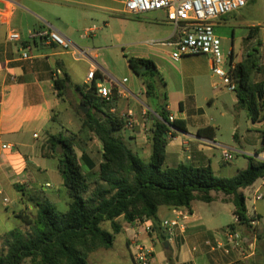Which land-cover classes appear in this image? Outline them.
Masks as SVG:
<instances>
[{
  "label": "crops",
  "instance_id": "0c3cea01",
  "mask_svg": "<svg viewBox=\"0 0 264 264\" xmlns=\"http://www.w3.org/2000/svg\"><path fill=\"white\" fill-rule=\"evenodd\" d=\"M13 1L15 2L13 9L9 12L3 11L0 17V192L2 195H4L3 189L12 187L22 192L35 191L34 186L39 183V176L50 174L58 184L54 187L50 182L39 184L40 195L44 198L42 202L47 201L57 207L56 200L61 198L64 200L62 191L64 185L59 173L58 160L44 158L42 147L47 136L54 134L51 130L55 125V118L59 116L63 106L68 105L64 97L59 98L55 84L56 78L63 79L66 76L69 77L70 83L65 93H70L79 106L82 95L77 86L89 88L96 84L97 88L105 87L112 91V99L102 110L123 119L131 115L135 127L133 130L123 129L129 135L128 141L122 140L145 161L151 158L150 138L154 120H160L159 112L165 104L170 117L186 122V133L172 129L176 134L169 133L165 168H176L181 164L196 168L211 166L214 172L226 173L225 169H221L219 164L212 160L214 151L221 149L222 153L229 150L248 157L245 162L233 165L235 171L233 175L248 167L249 158L258 161L264 159V149H262L264 123L261 131L254 126L257 131L247 129L241 137L238 134L240 124L236 123L233 137L239 146L237 144L224 146L216 141L217 126L210 124L201 114L204 112L198 104L199 95L207 103L213 104L214 101L208 94L210 88L206 80L212 71L209 57L202 56L206 59L202 64L184 68L182 59L169 64L166 59L154 52L145 56H133L152 60L166 85L161 82L159 76L145 79L138 77L129 67L128 62L125 73L120 77L110 69L102 53L104 47H95L94 41H92L93 47L89 46L87 42L89 37L83 36L87 30L95 29L96 32L92 36L95 37L99 30L95 23L101 21L104 27H108L107 18L110 14L117 11L123 13V8H116L115 0ZM120 4L122 6V1ZM137 17L152 18L160 23V26L168 28L164 40L156 41L172 39L175 35V27L166 21L164 13H149ZM226 18L217 20L215 28L224 23ZM10 30L21 35L20 42L7 41V33ZM45 31L58 32L69 42L71 49L66 50L54 43L48 44L36 36ZM96 39L99 42L100 38L96 37ZM24 53L30 58L24 59L22 57ZM170 53L171 51L169 57ZM231 53L236 54L234 50ZM76 54L82 56L76 57ZM72 62L85 64L86 74L83 80L76 77V69ZM170 65L180 71L178 76L174 77L167 73ZM91 71H95V76L89 83L87 75ZM124 79H127L125 83H123ZM145 81L155 86L154 95L147 91ZM234 98L233 108H239L236 94ZM253 124L257 125L259 122ZM209 127L214 129V133L206 131L203 136L198 135L200 130ZM79 141H81V152L76 151L78 157L82 159L90 180H95L99 175L103 148L93 135L82 137ZM92 141L96 143V151H93L90 145ZM245 145L250 148H245ZM257 152H260L258 156ZM84 154L86 158H82ZM46 185L50 187L46 188ZM254 189H258L263 197L260 200L252 197L246 202L247 204L245 203L246 208H255L260 221L255 238L256 254L250 264H264V178L258 179L252 186L243 190V193L251 194ZM212 195L216 198L215 201L212 203L195 201L190 212L185 209L161 207L158 212V223L154 225L152 220L149 221L152 224L151 234L145 233L143 225L133 227L119 218L123 231L118 235L124 236L132 262L130 244L133 239H137L154 251L152 264H227L228 259L220 252L211 251L205 245V241L214 242L223 239L224 229L235 223V207L232 203L223 201V194L212 192ZM34 197L35 194L29 197V204L25 206L26 212L22 211L16 214V217L30 220L29 214H34L37 205L41 203V200L36 201ZM21 200L24 203V199ZM186 212H189L190 216L183 226L176 228L172 237H167L165 241L160 240L153 227H162L163 221L174 219ZM224 218L228 220L223 222ZM243 231L252 241L253 233L246 229ZM165 242L168 243L167 247L164 246ZM108 250L101 249L90 256H93L95 263L102 262L108 257Z\"/></svg>",
  "mask_w": 264,
  "mask_h": 264
},
{
  "label": "trees",
  "instance_id": "16d2710c",
  "mask_svg": "<svg viewBox=\"0 0 264 264\" xmlns=\"http://www.w3.org/2000/svg\"><path fill=\"white\" fill-rule=\"evenodd\" d=\"M255 32L259 29H253L247 39H253ZM262 47L264 43L258 41L247 58L235 64L231 74L236 83L238 107L246 111L252 123L264 121V81L253 82L254 74L264 69ZM125 58L138 77L159 76L166 85L152 60L127 55ZM230 60L233 62V53ZM145 68L147 71L142 73ZM69 83L68 76L56 80L59 98L65 96ZM145 84L147 91L154 95L155 86L146 81ZM77 88L82 95L81 105L89 109L83 116L79 133L83 137L93 135L103 148L98 178L90 180L78 157L77 135L50 134L42 147V156L58 160L59 173L70 199L68 209L59 212L50 202L39 203L34 223L23 218V222L31 227L30 232L15 228L0 239V264H25L26 261L30 264H89L91 254L113 247L116 236L123 231L119 218L129 225L144 219L152 220L156 225L161 207L190 212L195 201H215L212 192L223 194V201L234 205L240 227L248 225L243 190L264 178V162L249 158L248 167L232 177L217 176L211 166L196 168L181 164L176 168H165L169 133L176 134L171 127L186 131L184 120L170 121L166 104L159 112L160 120H154L151 158L145 161L115 135L126 128V121L102 110L108 102L97 95L96 84ZM206 131L214 133L209 127L200 130L198 135L203 136ZM82 158H86L85 154ZM105 222H110L112 232L102 228ZM153 230L160 240H166L162 227L155 226Z\"/></svg>",
  "mask_w": 264,
  "mask_h": 264
},
{
  "label": "rangeland",
  "instance_id": "374dc122",
  "mask_svg": "<svg viewBox=\"0 0 264 264\" xmlns=\"http://www.w3.org/2000/svg\"><path fill=\"white\" fill-rule=\"evenodd\" d=\"M116 8L122 9L120 2L122 0H115ZM226 21L220 26L215 28L216 34L220 37L222 42V48L224 54L228 57L229 54L234 50L236 54L233 55V63H240L247 58L248 53L257 46L258 41L264 43V0H250L248 5L238 12H234L226 16ZM108 27L99 21L95 23L99 28L95 37H89L88 45L93 47L92 41L95 42V47H104L103 54L106 61L109 64L110 69L116 72L120 77L125 73L128 65L125 55L129 57L133 56H145L150 52H154L162 58L166 59L169 64L174 62V60L169 57L170 48L154 47L150 45V41L164 40L166 35V26H160L156 20L149 17H136L128 16L122 12H114L107 18ZM259 29V32L253 34V39H247L250 32L253 29ZM96 37H99V42ZM262 55V65L264 66V47L261 48ZM206 60L202 56H192L185 57L182 59L184 63V68L192 67L197 64H202ZM181 61V60H180ZM171 62V63H170ZM74 68L76 69V77L79 80H83L86 72L84 70L85 64L72 62ZM82 65V66H81ZM171 76H178L180 71L173 68L171 65L167 70ZM148 78V77H147ZM75 79V77H74ZM209 84V96L214 99L213 104L203 101L201 95H199V106L203 109V117L212 125H216V141L224 146L228 145H238L234 141L233 132L235 124H240L239 136H243L247 129L251 131H257V128L261 131L264 121H260L259 124H253L251 120L248 119L245 110L240 108H233L235 93L228 91L226 88L221 86V80L216 77L211 71L210 76L206 77ZM264 81V69L261 72H257L253 76V82H263ZM64 99L68 101V105L63 106V110L57 118L56 122L52 128L54 134H63L66 136L75 134L77 135L78 145L76 151L81 152V134L80 129L83 123V114L78 111V103L73 100L70 93H65ZM231 110V111H229ZM89 112V110H88ZM52 135V134H51ZM115 135L124 141H128L129 133L126 130H121L115 133ZM50 134L47 136V138ZM84 138V137H83ZM80 142V144H79ZM93 151L97 150L96 143L92 141L90 143ZM245 148H250L245 145ZM254 150V149H253ZM221 150H215L212 160L219 164L221 169H225L226 173L223 171H215V174L219 177H232L235 172L233 165L238 163L241 164L247 156L239 155L235 152L229 151L233 156L234 160L231 163H226L223 158V153ZM98 155H96L97 157ZM53 163L52 161H49ZM241 168V167H240ZM61 180V177L58 176ZM50 182L52 187L58 184V182L53 179L50 174H41L39 176V183L34 186L35 191H20L17 188H7L3 189L4 195H0V239L3 236L15 228H19L25 232H30L31 227L27 226L21 218L16 217V214L22 211L26 212V207L29 202L28 199L31 195L35 194V200L44 199L41 193V186L39 184H45ZM40 186V187H39ZM64 193L63 198L56 200L57 210L59 212H65L68 209L70 199L66 193L64 187H62ZM35 192V193H33ZM24 193V195H23ZM7 197L8 202L4 203L3 198ZM21 199H24V203ZM40 202V201H39ZM247 204V203H246ZM15 213V214H14ZM37 218V210L34 214H29V219L33 223ZM228 220L223 219V222ZM105 231L112 232L110 222H105L102 225ZM108 257L102 262L95 263L93 256L88 259L89 264H133L129 249L127 248L124 236L118 235L116 241L111 249L108 250ZM25 264H30L26 261Z\"/></svg>",
  "mask_w": 264,
  "mask_h": 264
},
{
  "label": "built area",
  "instance_id": "2783aa9c",
  "mask_svg": "<svg viewBox=\"0 0 264 264\" xmlns=\"http://www.w3.org/2000/svg\"><path fill=\"white\" fill-rule=\"evenodd\" d=\"M249 2L250 0H122V6L123 13L128 16L137 17L149 13H164L166 21L175 27V35L172 39L165 41H152L150 45L170 48V57L176 62L185 57H209L213 74L221 80L220 85L235 93L236 83L231 75L235 63L231 62L230 54L227 57L223 52L221 39L215 32V22L242 10ZM14 3L13 0H0V17L3 11L9 12L13 9ZM95 32V29H89L83 36L86 38L92 37ZM36 36L48 44L54 43L66 50L71 49L69 42L58 32L45 31L38 33ZM7 41L11 43L20 42L21 35L14 30H10L7 33ZM81 56L76 54V57ZM22 57L24 59L30 58L27 53H24ZM94 76L95 71L89 72L87 81L91 83ZM126 81L127 79H124L123 83ZM97 95L102 100L109 102L113 93L110 89L98 87ZM125 118L126 128L133 130L135 127L133 118L131 115L125 116ZM170 121H174L173 117H170ZM4 148L6 147L4 146ZM223 158L226 163H231L234 160L233 155L228 151L223 152ZM261 162H264V159ZM48 187L50 185H46V188ZM0 195H2L1 192ZM243 195L245 203L252 197L255 200H260L263 197L258 189H254L251 194L246 192ZM3 202L7 203L8 199L4 198ZM189 216L190 213L186 212L174 219L163 221L162 228L166 237H172L175 234V229L183 226ZM246 218L248 220L246 227H240L238 225L239 219L236 217L235 223L224 229L222 240L205 241V245L211 251L220 252L228 259L227 264H250L256 254L255 238L260 221L254 207L247 208ZM149 221L147 219L137 220L132 226L143 225L145 233L151 234L152 224ZM243 229L253 233L252 241L245 236ZM130 249L134 264H152L154 251L143 242L133 239Z\"/></svg>",
  "mask_w": 264,
  "mask_h": 264
},
{
  "label": "water",
  "instance_id": "95a60500",
  "mask_svg": "<svg viewBox=\"0 0 264 264\" xmlns=\"http://www.w3.org/2000/svg\"><path fill=\"white\" fill-rule=\"evenodd\" d=\"M146 71H147L146 68L143 69V70H141L142 73H144V72H146ZM88 110H89V109H88L86 106H84V105H80V111H81L83 114H87V113H88ZM171 129H172V130H175V131H178V132H180V133H186V131H181V130H178V129L174 128V127H171ZM166 136H167V135H165V137H166ZM164 246L167 247V246H168V243L165 242V243H164Z\"/></svg>",
  "mask_w": 264,
  "mask_h": 264
}]
</instances>
